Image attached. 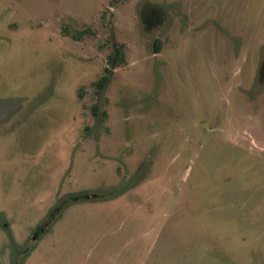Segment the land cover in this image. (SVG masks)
<instances>
[{
	"label": "rangeland",
	"instance_id": "rangeland-1",
	"mask_svg": "<svg viewBox=\"0 0 264 264\" xmlns=\"http://www.w3.org/2000/svg\"><path fill=\"white\" fill-rule=\"evenodd\" d=\"M0 264H264V0H0Z\"/></svg>",
	"mask_w": 264,
	"mask_h": 264
},
{
	"label": "trees",
	"instance_id": "trees-1",
	"mask_svg": "<svg viewBox=\"0 0 264 264\" xmlns=\"http://www.w3.org/2000/svg\"><path fill=\"white\" fill-rule=\"evenodd\" d=\"M111 72H112L111 70H108V73H109V74L103 76V77L97 82V89H98V95H99V96H101V94H102L104 88L107 86L108 82L110 81V73H111ZM64 203H65V201L62 202L63 205H65ZM62 204L60 203V205H59L54 211H57V210H59L60 208H62V207H63Z\"/></svg>",
	"mask_w": 264,
	"mask_h": 264
},
{
	"label": "flooded vegetation",
	"instance_id": "flooded-vegetation-1",
	"mask_svg": "<svg viewBox=\"0 0 264 264\" xmlns=\"http://www.w3.org/2000/svg\"><path fill=\"white\" fill-rule=\"evenodd\" d=\"M41 229L43 230V228L41 227ZM37 232V231H36ZM36 235H37V233H36ZM36 235H34V238L36 237Z\"/></svg>",
	"mask_w": 264,
	"mask_h": 264
}]
</instances>
